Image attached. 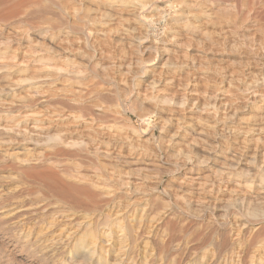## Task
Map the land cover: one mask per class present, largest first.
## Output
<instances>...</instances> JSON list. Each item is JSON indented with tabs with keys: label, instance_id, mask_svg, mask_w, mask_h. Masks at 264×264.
I'll return each mask as SVG.
<instances>
[{
	"label": "clouds",
	"instance_id": "clouds-1",
	"mask_svg": "<svg viewBox=\"0 0 264 264\" xmlns=\"http://www.w3.org/2000/svg\"><path fill=\"white\" fill-rule=\"evenodd\" d=\"M0 264H264V0H0Z\"/></svg>",
	"mask_w": 264,
	"mask_h": 264
},
{
	"label": "rangeland",
	"instance_id": "rangeland-1",
	"mask_svg": "<svg viewBox=\"0 0 264 264\" xmlns=\"http://www.w3.org/2000/svg\"><path fill=\"white\" fill-rule=\"evenodd\" d=\"M132 119H135V117H131Z\"/></svg>",
	"mask_w": 264,
	"mask_h": 264
}]
</instances>
